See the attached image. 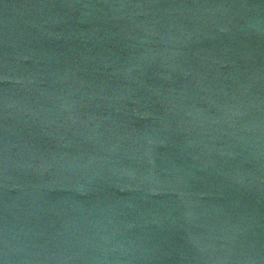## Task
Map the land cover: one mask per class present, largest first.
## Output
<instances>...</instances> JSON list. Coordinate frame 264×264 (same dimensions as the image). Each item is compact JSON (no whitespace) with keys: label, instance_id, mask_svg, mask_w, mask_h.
Wrapping results in <instances>:
<instances>
[{"label":"water","instance_id":"obj_1","mask_svg":"<svg viewBox=\"0 0 264 264\" xmlns=\"http://www.w3.org/2000/svg\"><path fill=\"white\" fill-rule=\"evenodd\" d=\"M0 264H264V0H0Z\"/></svg>","mask_w":264,"mask_h":264}]
</instances>
